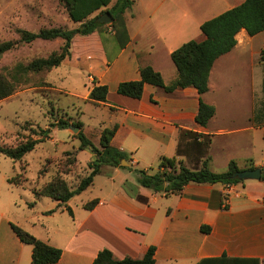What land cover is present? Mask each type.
<instances>
[{
    "label": "crops",
    "instance_id": "1",
    "mask_svg": "<svg viewBox=\"0 0 264 264\" xmlns=\"http://www.w3.org/2000/svg\"><path fill=\"white\" fill-rule=\"evenodd\" d=\"M205 2L214 6L222 4L226 10L218 12L213 5ZM243 2L175 0V5H196L197 11L204 13V18H200L196 12L176 8L175 13L168 14L159 23L166 30L163 39L172 41L170 37L185 35L193 26L200 31L203 22ZM200 5L206 6L199 9ZM6 11L12 9L6 8ZM6 11H0L2 31L6 26L4 20L11 17ZM208 12L210 16H205ZM125 13L123 22L128 42L124 47L119 44L116 31L111 27L105 30L103 26L99 32L84 38L92 36L94 39L99 52L96 60L105 72H109L112 66H118V70L133 68L134 74L129 81H137L140 67L134 65V59L124 57L132 44ZM18 19L24 22V30L27 31L30 29L26 25H38V17L32 12ZM102 34L117 40L118 52L111 61L104 53ZM197 39L200 40V37ZM235 40L234 48L214 62L208 78V91L201 96L193 88L167 94L161 89L144 85L139 100L121 95L112 100L114 104L107 103L113 115L111 128L117 126L111 145L128 156L126 163L129 170L114 168L109 175H105L111 181H114V176H120L122 181L119 187L109 191L100 190L101 195L80 200L79 211L70 208L72 217L64 210V206L69 207V202L61 207L53 202L42 213L41 219H36V231L31 233L38 240L61 250L56 264H92L103 249L109 250L116 260H139L150 246L155 248V264H196L203 259L223 255L255 259L264 264V181L244 180L226 188L218 184H188L181 195L164 197L138 186L133 174L140 164L156 167L161 157H174L182 131L210 138L209 169L213 173L225 172L231 161L242 170L253 166L264 171V34L249 36L245 30H240ZM83 56V53L74 55L71 52V56L62 63L69 64ZM148 65L159 72L163 79V73L155 68L153 62ZM168 71L167 80L163 79L165 85L177 78L175 67ZM94 79L102 84V80ZM110 94L113 93L109 90L107 100ZM11 97L0 100V104L11 100ZM199 98L215 109L214 116L205 127L195 122ZM155 171L156 168L149 173ZM8 178L2 176L0 181L6 184ZM125 181L135 187L143 201H137L125 193L122 188ZM5 186L2 188L0 183L1 209L14 196L12 189H20L8 183ZM92 199H97L98 204L93 210L85 211L82 205ZM221 203L226 205V209L220 207ZM51 210L55 211L46 214ZM4 218V214H0V219ZM202 226L208 227L210 232L202 233ZM31 253L32 247L21 243L12 231L0 235V264H32Z\"/></svg>",
    "mask_w": 264,
    "mask_h": 264
},
{
    "label": "rangeland",
    "instance_id": "2",
    "mask_svg": "<svg viewBox=\"0 0 264 264\" xmlns=\"http://www.w3.org/2000/svg\"><path fill=\"white\" fill-rule=\"evenodd\" d=\"M114 1L89 18L99 15L100 12L102 15L108 11ZM174 1L134 0L132 9L126 11L124 15L129 30L128 37L132 43L124 57L134 59V65L140 68L149 66L148 64L153 62L155 68L163 73L165 81L170 73L168 70L174 69L169 57L170 51L186 42L204 39L196 26L187 30L185 35L170 37L172 41H169V38L163 39L166 30L159 23L168 14L175 13L176 8L180 7L184 12H196L200 18H204V13L198 12L196 5L187 3L175 5ZM204 4L213 5L206 2ZM204 6L206 5H200L199 9ZM6 8L12 11H6ZM214 9L222 12L226 10V7L217 4ZM0 11H6L5 13L11 16L8 20H4L6 23L4 30L0 28V43L18 41L19 36L15 31L25 28L24 22L18 17L31 12L38 17V25H26L31 30H28L30 32L36 33L41 29L50 28L72 30L80 26L79 23H73L69 19L63 3L59 0H23L22 2L21 0H0ZM210 14L208 12L205 16H210ZM109 27L105 24L104 29L108 30ZM102 35L104 53L111 61L118 52L117 40L107 34ZM197 37H200V40ZM62 44L63 42L59 39L35 40L31 44L19 43L15 49L0 57V73L8 76L18 65L25 66L34 59L46 58L58 52ZM71 52H74V55L83 53L84 56L77 61L72 60L69 64L62 63L58 68L49 72L20 74L12 81L16 89L11 100L0 104V145L15 147L27 139H36L37 136L34 133L38 129H46L51 123L62 120L71 126L81 122V131L84 136L92 145L100 149L101 133L104 129H111L113 119L107 103L112 105L114 104L112 100L121 96L116 92L117 86L123 81H129L134 74V69L118 70V66H112L109 72H105L104 67H101L96 60L99 52L96 50L92 36L84 38L76 35L72 41L70 56ZM101 73L104 74L100 76ZM94 78L102 80L101 83L108 87V92L110 90L113 93L109 95L108 100L106 99V103H103L105 105H94L87 100L88 92L93 86L90 79ZM7 80L10 81V78L7 77ZM75 134L74 130L69 128L64 130L54 128L48 140L37 144L32 152L16 162L0 154V177L16 176L15 181L20 188L12 189L14 196L9 198L10 201L6 207L0 208V214L5 216L4 220L0 219V235L11 233L9 223L30 235L32 231H36L34 228L37 224L36 219H41L42 213L48 210L55 201L43 198L35 201L33 207H28L27 204L34 201L33 190L40 189L55 179L63 180L69 189H74L79 181L89 174L88 164L94 156L87 149L79 150L80 143L75 138ZM121 166L127 167L117 169L129 170L127 164L123 163ZM149 168L153 170L156 167L155 165L144 167L140 164L137 170L152 171ZM113 169L109 166H101L99 173L101 176L95 177L93 184L86 191L72 198L69 201V207L79 211L80 200L97 194L101 195L100 190L109 191L119 187L122 181L120 176L117 178L114 176V181L105 177ZM0 183H2V188L6 187L5 181L1 180Z\"/></svg>",
    "mask_w": 264,
    "mask_h": 264
},
{
    "label": "trees",
    "instance_id": "3",
    "mask_svg": "<svg viewBox=\"0 0 264 264\" xmlns=\"http://www.w3.org/2000/svg\"><path fill=\"white\" fill-rule=\"evenodd\" d=\"M59 1L63 3L69 19L73 23H79L80 26L72 30L61 28L41 29L36 33L17 29L15 32L19 36L18 41L0 43L1 57L15 49L19 43L31 44L35 40L54 41L57 39L63 42L58 52H54L46 58L34 59L25 66L18 65L12 70V72H15H11L8 76L0 73V100L13 95L16 87L12 85V81L17 79L18 75L28 72H49L58 68L66 58L70 57L71 44L76 35L89 36L105 26V24L97 22L101 12L97 16L89 17L108 7L113 0ZM133 4L134 0H115L108 10L115 19L113 23L108 25L116 31L121 47H124L128 42L123 14L130 10ZM240 30H245L249 36H255L258 33L264 34V0H244L240 5L203 22L200 25V31L204 36L202 41L186 42L170 53V59L176 69L177 78L169 85L164 84L159 72L151 66H144L139 69V80L119 83L116 92L119 95L139 100L142 97L144 85H150L163 90L167 94L179 89L193 88L201 96L208 91V78L214 62L234 48L236 45L235 36ZM7 77L10 78L11 82L7 80ZM92 84L87 100L94 105L106 103L107 86L98 84L94 79H92ZM214 114V107L205 104L199 98L195 122L199 126L205 127ZM70 126L66 121L57 120L46 129H38L34 133L37 136L36 139H27L24 143H19L15 147L0 145V154L14 162L19 161L26 154L32 152L37 144L48 140L52 129L64 130ZM72 126L78 128L75 138L80 143L79 150L87 149L94 156V159L88 164L89 174L81 179L74 189H69L63 180L55 179L40 189L33 190L34 201L28 203V207H33L35 201L41 198L51 199L58 203V207H61L62 204H67L72 198L80 195L92 185L94 177L100 173L101 166L126 169V167L121 166V161L128 162V156L111 145L117 126L102 131L99 140L100 149L92 145L89 139L84 136L81 131V122H77ZM210 142L209 137L191 131H182L175 156L172 158L161 157L154 173L145 170H133L137 185L154 194L168 197L181 195L184 187L188 184L215 185L221 182V186L226 188L242 183L243 181L234 177L235 173L242 169L238 168L233 161L229 162L226 171L223 173H213L209 169L210 157L208 150ZM248 168L255 169L253 166ZM16 178V176L8 178L7 183L18 186L15 181ZM261 181H264V171L261 175ZM122 188L128 196L137 201H143L131 183L125 181ZM97 204L98 200L92 199L83 204L82 208L85 211H91ZM220 207L226 209V205L222 203ZM64 210L72 217L70 207L64 206ZM54 211H48L46 214H51ZM8 226L21 243L32 247V264H56L59 261L61 257L60 249L47 245L14 224L9 223ZM200 230L204 234L210 232V229L206 226H202ZM154 253L155 248L150 246L139 260L131 258L116 260L109 250L103 249L97 254L92 264H155ZM196 264H260V262L255 259L228 258L223 255L218 258L203 259Z\"/></svg>",
    "mask_w": 264,
    "mask_h": 264
},
{
    "label": "water",
    "instance_id": "4",
    "mask_svg": "<svg viewBox=\"0 0 264 264\" xmlns=\"http://www.w3.org/2000/svg\"><path fill=\"white\" fill-rule=\"evenodd\" d=\"M114 17L106 11L102 15H100L97 19L98 23L101 24H110L114 22ZM69 129L74 130V133L78 132V128L70 126ZM126 163V161H121V165ZM263 173V170L260 168H255V169H246V170H240L235 173L234 177L237 178L240 181L244 180H255V181H260L261 180V175ZM218 185H221V182L217 183Z\"/></svg>",
    "mask_w": 264,
    "mask_h": 264
}]
</instances>
